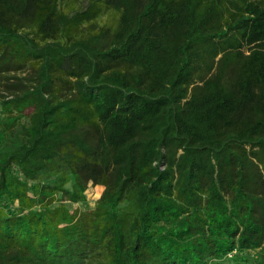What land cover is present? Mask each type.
<instances>
[{
  "label": "trees",
  "instance_id": "trees-1",
  "mask_svg": "<svg viewBox=\"0 0 264 264\" xmlns=\"http://www.w3.org/2000/svg\"><path fill=\"white\" fill-rule=\"evenodd\" d=\"M0 264H264V0H0Z\"/></svg>",
  "mask_w": 264,
  "mask_h": 264
},
{
  "label": "rangeland",
  "instance_id": "rangeland-1",
  "mask_svg": "<svg viewBox=\"0 0 264 264\" xmlns=\"http://www.w3.org/2000/svg\"><path fill=\"white\" fill-rule=\"evenodd\" d=\"M105 18H102L100 20V22L104 21ZM99 188H101V190H99ZM103 187H93L91 184H89L87 191L85 192L86 195V201L85 202H81V203H66L67 206L71 209V210H75V209H80V210H84L86 208H93L96 201L100 198L102 192H103Z\"/></svg>",
  "mask_w": 264,
  "mask_h": 264
},
{
  "label": "built area",
  "instance_id": "built-area-1",
  "mask_svg": "<svg viewBox=\"0 0 264 264\" xmlns=\"http://www.w3.org/2000/svg\"><path fill=\"white\" fill-rule=\"evenodd\" d=\"M236 250L235 251H233L232 253H230L229 255H228V258H232L235 254H236Z\"/></svg>",
  "mask_w": 264,
  "mask_h": 264
}]
</instances>
